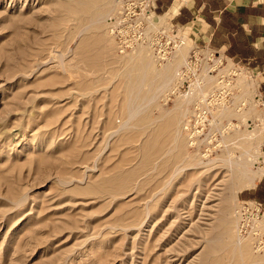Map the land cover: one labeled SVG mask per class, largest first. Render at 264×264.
<instances>
[{
    "label": "rangeland",
    "instance_id": "1",
    "mask_svg": "<svg viewBox=\"0 0 264 264\" xmlns=\"http://www.w3.org/2000/svg\"><path fill=\"white\" fill-rule=\"evenodd\" d=\"M141 1L0 0V264H264V220L236 214L262 77L156 3L180 45L121 51L110 23Z\"/></svg>",
    "mask_w": 264,
    "mask_h": 264
},
{
    "label": "crops",
    "instance_id": "2",
    "mask_svg": "<svg viewBox=\"0 0 264 264\" xmlns=\"http://www.w3.org/2000/svg\"><path fill=\"white\" fill-rule=\"evenodd\" d=\"M156 6L195 44L257 72L264 94V0H157ZM243 193L264 202V171Z\"/></svg>",
    "mask_w": 264,
    "mask_h": 264
},
{
    "label": "built area",
    "instance_id": "3",
    "mask_svg": "<svg viewBox=\"0 0 264 264\" xmlns=\"http://www.w3.org/2000/svg\"><path fill=\"white\" fill-rule=\"evenodd\" d=\"M156 1L142 0L138 5L131 6L130 11H126V16L119 15L112 19L110 32L116 38L121 51L145 46L157 60L164 61L169 58L175 47L180 45L178 38H166L161 31L158 33L150 30L149 14L151 9L155 8ZM126 2L127 0H118L119 5ZM196 53L197 51H193V55ZM236 214L239 234H248L254 220H264V202L243 201Z\"/></svg>",
    "mask_w": 264,
    "mask_h": 264
},
{
    "label": "bare ground",
    "instance_id": "4",
    "mask_svg": "<svg viewBox=\"0 0 264 264\" xmlns=\"http://www.w3.org/2000/svg\"><path fill=\"white\" fill-rule=\"evenodd\" d=\"M156 16V15H155ZM160 17H165L164 15L163 16H160ZM157 18H158V16H157ZM111 19V18H110ZM181 48V47H180ZM180 48H179V50H180ZM252 132V131H251ZM251 135V134H250ZM247 153V152H246ZM239 165V164H238ZM246 165V164H245ZM240 166H242V165H240ZM263 170V169H262ZM243 172H245V173H248V174H246L247 175V178H248V180H247V185L246 186H252V185H254L255 184V182H256V180L257 179H259V177L261 176V171L260 170H248L247 168H246V166H244L243 165ZM242 172V173H243ZM246 177V176H245ZM239 236V235H238ZM239 239H240V236L238 237Z\"/></svg>",
    "mask_w": 264,
    "mask_h": 264
}]
</instances>
